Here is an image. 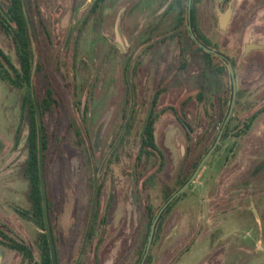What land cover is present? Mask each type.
Returning a JSON list of instances; mask_svg holds the SVG:
<instances>
[{"label": "rangeland", "instance_id": "rangeland-1", "mask_svg": "<svg viewBox=\"0 0 264 264\" xmlns=\"http://www.w3.org/2000/svg\"><path fill=\"white\" fill-rule=\"evenodd\" d=\"M93 1L39 0L50 38L43 55L44 72L33 79V98L38 102L50 84L60 104L44 118L49 139L44 179L54 209L52 237L59 264H76L80 260L87 216L92 208L93 179L100 187V217H106V224L98 230L100 237L87 247L82 263L136 264L147 231L146 207L153 214L162 208L165 188L177 186V180L192 170L200 148L207 146L218 132L220 93L211 78L203 80L202 57L187 43L188 39L182 40L186 49L183 67L179 39H169L171 31L162 32L169 30L176 14L160 20L165 0H107L96 15L89 17ZM5 3L0 0L1 5ZM230 3L231 19L226 30L220 31V15ZM85 19L88 23L79 34L75 28ZM159 21L163 26L155 31ZM198 25L222 55L236 62L237 93L241 99L234 108L230 136L166 215L149 254V264H202L207 254L204 249L212 250L213 238L218 233L224 240L222 246L229 251L227 259L241 263L244 254L239 249L247 245L244 235L249 238L264 229V0H229L223 7H217L215 0H202ZM77 34L79 47L75 57L73 45ZM154 34L148 42V35ZM31 36L38 65L42 54L33 30ZM247 45L261 48L246 52ZM0 48L17 64L14 46L1 29ZM85 58L89 68L81 65L75 80L73 66L77 62L78 68ZM124 76L137 89L138 100L125 107V115L132 110L133 119L120 141ZM91 82V122L85 128L81 113L73 108L72 89L74 85L81 86L84 102L88 96L86 87ZM202 82L205 93L198 101ZM160 90H165V94L160 97L157 112L168 107L179 110L187 100L184 113L194 133L187 139L171 113H159L156 142L165 155V166L157 174L158 158H138V149L147 107L152 95ZM20 105L21 93L0 82V152L8 156L26 153L23 140L27 126L20 122ZM210 106H216V111ZM252 115L256 119L250 131L239 137V126ZM68 116L74 117L80 134L85 136L87 156H92L90 165L83 159L75 134L68 129ZM18 128L22 141L14 146L12 137ZM258 218L263 222L262 228L255 223ZM24 231L36 232L35 226L25 224ZM30 245L34 251L37 249L33 239ZM7 254L3 264L10 263L11 256ZM262 260L264 251L253 264Z\"/></svg>", "mask_w": 264, "mask_h": 264}, {"label": "flooded vegetation", "instance_id": "flooded-vegetation-1", "mask_svg": "<svg viewBox=\"0 0 264 264\" xmlns=\"http://www.w3.org/2000/svg\"><path fill=\"white\" fill-rule=\"evenodd\" d=\"M5 1H6L5 5L0 4V29L6 35V33L4 31L5 28L11 27L14 24L13 20L9 18V15L14 12V6H13L14 0H5ZM106 1L107 0H101V1L100 0H94L91 4V8L89 10L88 16L90 17V16L96 15L97 12L99 11V9L101 10V6ZM228 1L229 0H223L221 3H218V0H215L217 7H223ZM188 3H189V0H165L162 11L160 13V15H161L160 20L162 18H167L173 12L176 13L175 18L173 20V24H171V26L169 27V30L162 31V32H164V33L168 32V34H169V31H171L169 36H168L169 39H175V38L179 39V41H180L179 42V55L182 58V63H181L182 65L185 63V59H186V57H185L186 49L184 46V41L182 42V40H184V38H187V39L190 38L194 42V44L199 48H200V46L198 43L202 44L203 46L207 47L210 50H213V51L221 54L217 50V47L213 44L212 40L207 35L203 34L199 28V25H198V7L202 3V0H191L190 19L188 18V15H189ZM21 4H22L23 15H24L25 20H26L28 32H29L30 37H31V45H32L33 53H34L33 38L31 36L32 30L34 31V33L36 35V40L39 43L38 47H39L40 52L42 54V56H40V59L42 61L40 62V64L37 65L36 60H35L36 55L34 53L35 57L33 59V65H32L33 70H32V75H31V79H30L31 92H32V84H33L35 71H36V74H38V76H40V74H42V72H44V68H45L44 67V63H45L44 57L45 56H43V55H44L46 46L47 47L49 46L48 41L50 38V34H49V29H48V27L44 21V18L42 16V13H41V10L39 7V0H21ZM180 14H181V16H183L182 19H184V21H182V25L180 27H178L177 24H178L179 20H177L176 18ZM88 19L82 20L81 24L76 26L75 29H76L77 33H79V34L81 33L82 27H83V25H86L88 23ZM158 23L159 24L154 27L155 31H157L158 29L160 30V28L163 26V25H161V21H159ZM183 24H184V26H183ZM189 26L191 27V31L194 34L196 40L192 39L191 32L188 29ZM182 28H183V30H182L181 34L178 37H176L173 34L174 31H177L179 29L181 30ZM218 28L220 30L219 23H218ZM155 36H156V34L150 35V36L148 35V37H147L148 42H150L151 38L155 37ZM70 37H72V33H71ZM166 37H167V34H166ZM78 38H79V36L77 34L76 41L73 45L75 57L77 56V49L79 47ZM69 43H70V41L68 39L67 44H69ZM187 43H189L191 46H193L189 40ZM93 44H94V42H93ZM195 51H196V48H195ZM0 53H1L0 54V82L9 86V83L5 82L2 76H6L7 75L6 72H8L10 75H12L13 70L17 71L19 69L18 59L16 57L17 64H14V62H12L11 57L7 56L2 51L1 48H0ZM128 60H130V58H127V61ZM78 64H79L78 68H77V62L73 66V72L72 73H74V79L75 80L77 78V75L79 74V67L81 65L82 66L84 65L87 68H89L88 64H87V59H86V61L83 60V62L81 60L80 63H78ZM234 72H235V70H234ZM235 78H236V75H235ZM124 83L126 85V92L124 94V97H125L123 99L124 105L122 106V110H121L122 115H121V123L119 126V129H121V132H122L121 136H119L120 141L124 138V135L126 133H128L127 131L131 128L130 123L132 122V119H133V117L131 115L132 110H129V113L127 115H125V113L127 112L125 107H128V106H126L128 104H129V106H132L138 100L137 89L134 86L128 84L127 76H124ZM9 88L11 90L17 91L18 93H21V105H20L21 119H20V122L23 124L25 123L27 126V133H26L25 139L23 140L24 141L23 142V148L25 149V145H26V141H27V135H28L27 112L29 111L30 107L27 104V101L25 99V88L21 89V90L12 89L10 86H9ZM46 89L51 90V93L53 94V97H54L53 103L49 109V112H51L53 110V108L59 107V105H60L59 102L56 100V91H55L53 85L51 86L50 84H48V86L43 90L42 96L38 102H34V98H33V107L35 109V115H36V104L35 103H37L38 107L40 105L39 102L43 103L44 98H45ZM86 89L88 90V96H87L88 98L86 97V100L84 102L82 101V98H81V96H82L81 94L83 93V89L81 88L80 85H74L73 86L72 97H73V106H74L73 108L76 110V112L81 113V117H80L81 123L84 125L85 128H88L90 125V122H91V119H90L91 110L89 107L90 106L89 103L93 102L94 87H93L92 82L87 85ZM164 92H165V90H160L158 92H155L152 95V98H151L150 103H149L147 110H146L147 111L146 116H145L143 123H142V130H141V134H140V138H139V149H138V155H139L138 158H142L143 156H146V157L156 156L158 158V169L156 170L157 174H159L162 171L163 167L165 166V155H164L163 151L157 145L156 133H155L156 124L158 122L160 114L162 112H163L162 115L171 113V115L173 116V118L175 120V123L181 129L185 130L186 135H187V139H189L190 135L192 133H194L193 130L191 129V127L188 123L187 117L184 113L185 112V106L187 104V100H184V102H182L179 110L174 108V107H168V108H165L164 110H162L161 112H157V108H158V105L160 102V97L165 94ZM204 93H205V87L203 86V82H202L200 91L197 95L199 97L198 101L202 100V97H204ZM217 106H218L217 107L218 111H220V108H219L220 105L218 104ZM41 107H43V110H44V103L42 104ZM210 108H213V110L216 111V106H210ZM38 110L40 112V109H38ZM233 112H234V110H233ZM232 115H233V113H232ZM39 117H40V122H42L43 127L46 129L45 124H44L45 115L41 118L40 113H39ZM252 117H253V115L250 116V118H248V120L251 119ZM35 118H36V123H37V117L35 116ZM231 119H232V116H231L229 122L226 124V126L229 125V128H230V123L232 122ZM149 120L153 121L154 140H155V144H156L157 148H155V147L149 148V150H148L149 155H140L143 127L147 124V122ZM244 122L241 123V126L244 124ZM251 124H253V122ZM67 125H68V129H71V128H78L79 129L80 128L77 121L74 119L73 116H70V117L68 116ZM37 126H38V124H37ZM226 126H225V128H226ZM241 126H240V128H241ZM222 127H223V125H222ZM222 127L220 126V128L217 132V136L219 135V132L222 129ZM225 128H224V130H225ZM250 129H251V126H250ZM250 129L247 132H249ZM223 133H224V131H223ZM21 134H22V131H21ZM86 135H87V133H86ZM217 136H216V138H217ZM222 136H223V134H222ZM236 137H238V136L236 135ZM12 138H13V145L14 146H15V142L17 140H19L18 142H20L19 145L21 144L22 138H21V135L19 132V128L15 132V135ZM76 138H77V143L79 146H81V144L86 143L85 136L82 137V135L80 134V136L79 137L76 136ZM200 138H202V136ZM221 143H222V139L220 141V144ZM219 145L217 146V148L219 147ZM204 147L200 148V152H199V156L197 157V160L200 157V154L203 151ZM217 148H216V150H217ZM216 150L213 152V154L217 153ZM25 152H26L25 156H19V154H14V153L9 154V156H8V155L0 152V247L2 249L1 264H3L4 261L6 260V256L8 255L7 252L10 253L9 256H11V258H10L11 260H10V263L7 262L5 264H39V262L41 260V251L38 248L39 247L38 246V239H39V236L43 233V231H40L37 228H35L36 232H31L29 234H26L24 231V225L25 224L33 225L31 219L35 218V216H36L35 211L37 209L36 208L37 203L35 202V199L33 198L34 189L32 188L33 186H31V182H30L32 180H31V177L29 176V173H28L29 154L27 153L26 149H25ZM212 155L210 156V158L212 157ZM6 156H8V157L6 158ZM38 157H39V155H38ZM89 158L91 159L92 156L89 155ZM209 159L207 161H209ZM91 161H92V159H91ZM43 163H44V161H43ZM44 164H46V161ZM161 164H163V165L161 166ZM205 165H206V163L204 164V167H205ZM187 175L188 174L184 175V177H186ZM184 177L179 178L176 182V185L179 184L181 182V180L184 179ZM192 184L189 186V188L187 190L190 189ZM165 189L168 191L172 190V188H165ZM186 191L184 193H186ZM40 194H41L40 205H41V209H42V217L44 220L43 199H42L41 189H40ZM100 195H101V191H100ZM164 197H165V195H164ZM96 198H97V195H95V202H96ZM95 206L96 205L94 204L93 213H95V210H96ZM47 207H48V201H47ZM147 208L150 209V207L147 206L146 211H147ZM91 211H92V208H91ZM158 212H157V214H158ZM100 215L101 214H100V200H99V209L97 212V217L95 216L92 219V223H91V227H94V224H96V227H95L96 231L94 233H89L87 238H85V236H84L83 247L80 251L81 252L80 253V260H78L76 264H83L81 259L84 255H86L87 247L89 246V244L91 243V241L94 238L100 237L98 230H100L101 227H103L106 224V217L101 218ZM38 217H39V215H38ZM255 223L257 225L260 223L261 228L263 227L262 226V224H263L262 220L260 221V219H259ZM87 224H89V218L87 219ZM158 236H159V234H158ZM215 236H217V238H213V240L215 242L213 244L212 250H209V252H208V250L204 249V251L207 254H204V256L206 258L203 260L202 264H239L240 262L239 263H238V261L233 262V260L229 259L230 257H228V259H227L229 251L222 246L223 245V243L221 242L223 240L222 234L218 233ZM246 236L247 235H244L243 241L247 245L245 247L239 249V251L244 254V259L241 261L240 264H242V263L243 264H253L254 260H258V258L260 257V253L264 251V248H263L264 247V229L262 228L261 231L260 232L258 231L255 235L254 234L250 235L249 238ZM154 238H155V235L153 236V241H152L148 255L150 254V252L153 249V246L155 245L156 241L154 242ZM32 239L35 241V244L37 245V249L35 251L33 248H31V245H30V242ZM146 243H147V241H146ZM14 244L18 247L17 249H13L10 247L11 245L13 246ZM261 246H263V247H261ZM23 247H26L27 249H23ZM259 247H261V248H259ZM145 249H146V245H145ZM148 255H147V257H148ZM29 256L31 257V259L28 258ZM141 256L142 255H141V249H140L137 252V258L135 260L136 264H141V262L139 263ZM36 257H37V259H36ZM55 257H56L57 264H59V255H58L57 247L55 249ZM144 264H145V262H144ZM147 264H149V263H147ZM256 264H264V261L262 260L261 262H258Z\"/></svg>", "mask_w": 264, "mask_h": 264}, {"label": "trees", "instance_id": "trees-1", "mask_svg": "<svg viewBox=\"0 0 264 264\" xmlns=\"http://www.w3.org/2000/svg\"><path fill=\"white\" fill-rule=\"evenodd\" d=\"M101 1V0H100ZM101 3V2H100ZM14 6V12L9 15V18L13 20V26L5 28V33L6 35L10 38L12 41V44L15 49L16 57L18 59V67L19 69L13 70L12 75H10L8 72H6V76H2L5 82L9 83V86L12 89H17L21 90L25 88V99L27 101V104L29 105V111L27 112V117H28V135H27V141L25 145V149L27 153L29 154V165H28V173L29 176L31 177V186L34 189L33 192V198L35 199V202L37 203L36 205V216L35 218L31 219L33 225L35 228L39 229L40 231H43V233L39 236L38 239V248L41 251V260L39 264H53L52 262V257H51V252L49 248V243L47 239V234L45 231V224L44 220L42 217V209L40 205L41 201V194H40V174H39V149H40V140H41V150H42V155H43V161L45 163L46 161V153L48 152L49 148V139H48V134L47 130L43 127V124L41 122V128L39 129L36 123V118H35V109L33 107V93L31 92V85H30V79L32 75V70H33V59L35 57L33 50H32V45H31V37L28 32V28L26 25V20L23 15L22 11V4L21 0H14L13 2ZM183 16L181 14L176 18L179 20L177 26L180 27L182 25V19ZM184 26V24H183ZM183 28L177 31H174V35L178 37ZM188 40L191 42V44L196 48V52L201 55L203 59V64H204V73H202L203 80L207 82L209 78L213 80L214 87L219 90L220 93V101H221V127L225 121V118L228 114L229 107H230V102H231V97H232V85H231V78L228 73L227 69V64L225 60L216 57L212 54H208L204 52L201 48L197 47L194 42L188 38ZM1 54V53H0ZM3 56V55H2ZM4 57V56H3ZM229 60L235 70L236 62L230 58H227ZM185 66V63L183 64V67ZM15 75V76H14ZM53 94L51 93V90L46 89L45 93V98H44V110L42 104L39 102V107L37 103H35L40 109V116L41 118L46 115L49 112L50 107L52 106L53 103ZM241 99L240 93H237V98H236V106H239V100ZM35 102V100H34ZM260 114V113H259ZM258 114V115H259ZM257 115V116H258ZM256 119V116L252 117L251 119L247 120L244 122V124L240 128V132L237 134L239 137L247 133V131L250 129L251 123L254 122ZM232 121V119H231ZM247 122V123H246ZM239 126V127H240ZM69 131L73 132L77 137L80 136L81 130L78 128H71ZM230 128L229 125L226 126L223 136H222V142H224L229 136H230ZM217 136V132L213 136V138L210 140L209 144L204 147L203 151L200 154V157L198 160L195 161V164L193 165L192 170L188 173L186 177H184L183 180L179 184H177V187L174 189L168 191L164 190V195H165V201L164 204L189 180V178L192 176L193 172L203 159V157L207 154V152L211 149L213 144L215 143ZM17 140L15 142V146H19ZM81 149V153L83 155V159H85L88 164L90 165L91 159L89 158V155L87 156V151L88 148L86 144H81L79 146ZM157 148L154 140V127H153V121L149 120L147 124L143 127V132H142V140H141V148H140V155H149V148ZM220 147V146H219ZM219 147L217 148L216 151L219 150ZM91 152L93 151V148L90 149ZM43 163V177L46 179V164ZM163 164H161L162 166ZM95 180L92 179V184H91V189L93 190V195L96 194V202H95V213H93L91 210L89 211V214L87 218H89V224L86 225V233H85V238L89 235V233H94L96 224H94V227H91L92 219L96 216L97 217V212L99 209V200H100V187L96 186ZM47 186V182H46ZM185 195L183 193L181 196L177 197L169 206L163 211V213L160 216V219L156 225L155 229V238L154 242L158 238V234L161 231V228L163 226V223L165 221L166 215L172 211L173 207L175 204L182 199V197ZM47 201H48V217H49V224L51 228V232L53 235V224H52V216H53V211L54 209L52 208V202L49 197V194L47 192ZM93 201V198L91 200V203ZM147 214H148V223H147V231L144 236V241H143V248L141 250V257L139 263L142 261L143 255L145 253V245L147 241V237L149 235V230L150 226L156 216V214H153L152 210L147 208ZM39 215V217H38ZM53 243H54V249H56V241L55 238L53 237ZM13 249H17L18 247L14 244L13 246H10ZM21 248V247H20ZM23 249H27L26 247H23ZM28 258L31 259L29 256ZM150 257H148L145 260V264L149 263Z\"/></svg>", "mask_w": 264, "mask_h": 264}, {"label": "water", "instance_id": "water-1", "mask_svg": "<svg viewBox=\"0 0 264 264\" xmlns=\"http://www.w3.org/2000/svg\"><path fill=\"white\" fill-rule=\"evenodd\" d=\"M223 0H218V3H221ZM190 6H191V0H189L188 3V8H189V15L188 18L190 19ZM232 11H233V4L230 3L228 9L220 15V19H219V27L221 31H225L228 23L231 19L232 16ZM189 31L191 32V37L192 39H195L194 34L191 31V27L189 26ZM200 48H202L206 53L208 54H213L216 57H219L223 60H225L226 64H227V69H228V73L230 75L231 78V85H232V97H231V102H230V107H229V111L228 114L226 116L225 122L223 124L222 129L219 132V135L217 136L215 143L213 144V146L211 147V149L207 152V154L203 157V159L201 160V162L199 163V165L197 166L196 170L194 171V173L192 174V176L189 178V180L164 204V206L160 209V211L158 212V214L156 215L155 219L153 220L151 226H150V230H149V235L147 238V243H146V249H145V253L143 255L141 264H144L147 255L149 253L152 241H153V236L155 234V229H156V225L160 219L161 214L163 213V211L169 206L170 203L173 202V200L180 196L181 194H183L188 188L189 186L194 183V181L196 180V178L198 177L201 169L204 167V164L207 162V160L210 158V156L213 154V152L216 150L217 146L220 144V141L222 139V134L224 131V128L226 126V124L229 122L235 104H236V97H237V83H236V78H235V72L233 69V66L231 64V62L229 60H227L223 55L208 49L207 47L203 46L202 44L198 43ZM261 47L259 46H253V45H247L245 48V51L248 52L249 50L252 49H259ZM36 75V71L34 73V77ZM36 117H37V124H38V128H41V122H40V117H39V110L38 107L36 105ZM99 142V134L97 133V137L95 140V146L97 147V144ZM39 174H40V187H41V192H42V199H43V211H44V224H45V231L47 234V239H48V243H49V248H50V252H51V257H52V262L53 264H57L56 261V257H55V249H54V243H53V237H52V232H51V228H50V224H49V218H48V207H47V197H46V190H45V179L43 177V155H42V150H41V140H40V149H39ZM95 195L93 196V201H92V212H93V208H94V204H95ZM2 249L0 247V264H1V260H2Z\"/></svg>", "mask_w": 264, "mask_h": 264}]
</instances>
